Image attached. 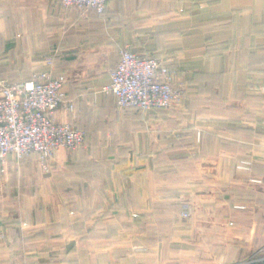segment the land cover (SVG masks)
Segmentation results:
<instances>
[{
  "label": "crops",
  "instance_id": "obj_1",
  "mask_svg": "<svg viewBox=\"0 0 264 264\" xmlns=\"http://www.w3.org/2000/svg\"><path fill=\"white\" fill-rule=\"evenodd\" d=\"M124 47L177 68L184 98L119 108L103 88ZM50 56L75 106L56 116L87 142L49 172L8 157L0 264H264V0H0V79Z\"/></svg>",
  "mask_w": 264,
  "mask_h": 264
},
{
  "label": "built area",
  "instance_id": "obj_2",
  "mask_svg": "<svg viewBox=\"0 0 264 264\" xmlns=\"http://www.w3.org/2000/svg\"><path fill=\"white\" fill-rule=\"evenodd\" d=\"M60 1L65 7L103 14L109 0ZM46 63L47 68L26 80L0 79V175L6 172L10 155L20 164L26 156L36 154L40 168L49 172L58 152H75L86 144L88 132L84 128L56 116L59 108L74 112L75 106L65 98L66 74L55 70L52 56ZM177 73V68L159 56L124 47L103 90L114 94L119 108L171 109L185 96V89L174 83ZM197 138L201 139L200 131ZM252 165L246 158L238 163L244 170H251ZM183 209L182 217L190 218L191 203H184Z\"/></svg>",
  "mask_w": 264,
  "mask_h": 264
},
{
  "label": "rangeland",
  "instance_id": "obj_3",
  "mask_svg": "<svg viewBox=\"0 0 264 264\" xmlns=\"http://www.w3.org/2000/svg\"><path fill=\"white\" fill-rule=\"evenodd\" d=\"M54 68H55V67H54ZM55 70H56V69H55ZM56 71H58V70H56ZM61 72H64L65 74H66V73L69 74L68 72H65V71H61ZM67 74H66V75H67ZM68 79H69V78H68ZM69 113H71V112H69ZM86 142H87V141H86ZM85 145H86V144H85ZM83 148H84V147H83ZM53 161H54V160H53ZM53 161H52V164H53ZM237 162H238V161H237ZM52 164H51V166H52ZM236 164H237V163H236ZM17 165H19V164H17ZM237 165H238V164H237ZM44 172H45V171H44ZM6 173H7V169H6V172H5L4 174L0 175V177L3 176V175H5ZM251 180L254 181V182H260V179H258V178H251ZM186 202L190 203L189 201H185V202H183V204L186 203ZM191 205H192V208H194V207H193V206H194L193 203H191ZM183 210H184V209H183ZM183 210H182V211H183ZM192 215H193V212H192ZM183 218H184V217H183ZM257 253H258V252H257ZM257 253H256V254H257ZM256 254L251 255L250 258H248V259H246V260L251 259V262H252V260H253V258L255 257ZM254 261H255V260H254ZM243 262H245V261H243ZM246 262H247V261H246Z\"/></svg>",
  "mask_w": 264,
  "mask_h": 264
},
{
  "label": "trees",
  "instance_id": "obj_4",
  "mask_svg": "<svg viewBox=\"0 0 264 264\" xmlns=\"http://www.w3.org/2000/svg\"><path fill=\"white\" fill-rule=\"evenodd\" d=\"M104 13H105V12H104ZM104 13H103V14H104ZM98 15H99V14H98ZM100 15H101V14H100ZM58 72H61V71H58ZM62 73H64V72H62ZM65 98H66V95H65Z\"/></svg>",
  "mask_w": 264,
  "mask_h": 264
}]
</instances>
